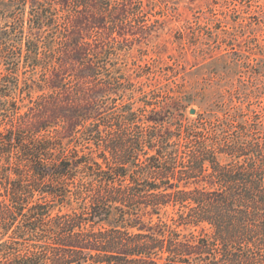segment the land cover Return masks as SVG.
I'll list each match as a JSON object with an SVG mask.
<instances>
[{
	"label": "trees",
	"instance_id": "1",
	"mask_svg": "<svg viewBox=\"0 0 264 264\" xmlns=\"http://www.w3.org/2000/svg\"><path fill=\"white\" fill-rule=\"evenodd\" d=\"M117 1L99 0L110 12ZM28 2L0 0V264H264L263 121L224 106L200 114L199 124L178 125L174 137H160L144 134L154 127H136L137 115L128 111L121 115L127 131L142 128L128 142L109 138L106 119L92 112L31 125L26 102L33 89L24 88L30 79H22L21 67L34 75L44 68L41 48L30 46L31 32L54 24L39 4L27 20ZM214 112L223 114L211 134L201 121ZM78 124L86 131L79 142L66 140L64 133ZM193 179L209 187H190ZM73 198L80 211L63 213ZM112 215L120 225H111ZM86 249L94 254L83 258Z\"/></svg>",
	"mask_w": 264,
	"mask_h": 264
},
{
	"label": "rangeland",
	"instance_id": "2",
	"mask_svg": "<svg viewBox=\"0 0 264 264\" xmlns=\"http://www.w3.org/2000/svg\"><path fill=\"white\" fill-rule=\"evenodd\" d=\"M86 1L85 8L78 7V0L28 2L27 20L33 7L37 15L39 4L54 24L42 33L34 32L29 22L25 25L29 35L33 31L31 48H41L44 66L36 75L24 63L21 67L22 79H30L24 88L33 89L26 102L31 125L47 120L60 124L63 117L74 120L76 110L92 112L106 119L109 138L128 142L130 135L142 133V128L127 131L128 111L136 113V127H154L144 134L160 137H174L178 125L199 124L200 114L224 106L245 120L264 123V0H241L238 5L232 0H118L111 12L101 9L99 0ZM2 16L0 10V21ZM34 21L40 23L36 17ZM207 45L215 52L210 54ZM9 69L16 71L14 65ZM39 87H46L45 92ZM222 114L206 113L201 125L207 133L214 134ZM84 132L81 125H72L64 137L79 142ZM191 181L190 187H209L207 181ZM72 200L63 213L80 211L79 202ZM168 213L171 224L173 209ZM114 217L111 225H120ZM152 218L153 224L158 222L156 215ZM90 230L96 233L100 226ZM199 231L197 235L210 233ZM188 234L183 231L187 238ZM85 254L82 257L88 258L94 252L86 249Z\"/></svg>",
	"mask_w": 264,
	"mask_h": 264
},
{
	"label": "water",
	"instance_id": "3",
	"mask_svg": "<svg viewBox=\"0 0 264 264\" xmlns=\"http://www.w3.org/2000/svg\"><path fill=\"white\" fill-rule=\"evenodd\" d=\"M190 113L194 115V114H196V110L195 109H191Z\"/></svg>",
	"mask_w": 264,
	"mask_h": 264
}]
</instances>
